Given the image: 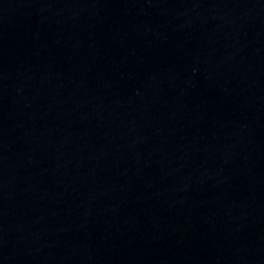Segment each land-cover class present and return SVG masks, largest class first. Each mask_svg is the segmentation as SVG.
Segmentation results:
<instances>
[{
    "label": "water",
    "instance_id": "water-1",
    "mask_svg": "<svg viewBox=\"0 0 264 264\" xmlns=\"http://www.w3.org/2000/svg\"><path fill=\"white\" fill-rule=\"evenodd\" d=\"M117 0H0V245L79 98Z\"/></svg>",
    "mask_w": 264,
    "mask_h": 264
}]
</instances>
